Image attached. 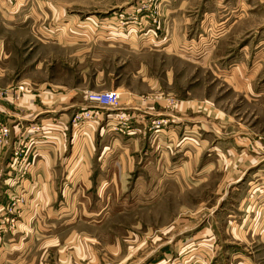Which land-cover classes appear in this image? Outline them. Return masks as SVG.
I'll return each mask as SVG.
<instances>
[{
    "label": "rangeland",
    "instance_id": "1",
    "mask_svg": "<svg viewBox=\"0 0 264 264\" xmlns=\"http://www.w3.org/2000/svg\"><path fill=\"white\" fill-rule=\"evenodd\" d=\"M27 1H20V10ZM164 1L61 0V5L47 6V13L54 16L30 25L34 31L42 25L51 34L47 35L51 41L46 59L47 87L87 101L89 91L137 84L146 103H157L158 98L165 101L168 113L152 119V130L172 125L181 102H198L203 88L198 74L203 70L198 62L165 50L170 46L171 51L178 39L172 38L169 25L163 22ZM30 8L34 12L42 9L37 5ZM179 24L181 29L182 22ZM191 26L192 33L196 29L193 23ZM230 37L233 47H229L234 51L248 38L246 33ZM37 51L32 48L30 55L35 62L40 57ZM32 73L36 78L39 75L37 69ZM207 77L214 83L215 72L209 66ZM148 79L158 83L159 91L147 87ZM32 82L11 89L22 94L35 88ZM89 102L74 113L84 112L86 118L94 120L102 109ZM260 106L226 86L219 85L216 94L214 84L208 82L206 116L189 113L185 121L190 131L176 135L168 160L158 167L136 166L121 197L110 199L109 212L99 215L82 209L85 201L89 208L98 210L100 198L75 199L72 214L64 216L75 225L66 227L60 236L64 240L73 231L84 245L83 254L73 264H264V109ZM119 107L120 102L112 108ZM121 107L127 123L147 113L146 108ZM120 118L124 119L123 114ZM8 129L0 142L10 136ZM23 148V143L17 147L20 155ZM196 151L198 162L189 172L185 157L191 159ZM185 173L189 180L183 178ZM151 175L159 181L151 180ZM19 177L6 186L10 194L0 207V264H62L57 252L61 246L42 245L36 234L35 245L13 246L12 240L21 243L31 237L22 229L26 199L17 192L23 190ZM92 217L96 228L90 225Z\"/></svg>",
    "mask_w": 264,
    "mask_h": 264
},
{
    "label": "crops",
    "instance_id": "2",
    "mask_svg": "<svg viewBox=\"0 0 264 264\" xmlns=\"http://www.w3.org/2000/svg\"><path fill=\"white\" fill-rule=\"evenodd\" d=\"M20 1L0 0V121L10 128L8 139L0 142V186L3 184L0 207H4L10 194L6 186L21 175L18 182H22L23 190L17 192L21 193L20 198L26 199L22 229L30 232L31 237L21 238V243L11 239L13 246L35 245L36 234L41 237L38 239H42V245L61 246L57 252L62 264H73L83 254L84 245L73 231L64 240L60 236L66 227L75 225L64 217L72 214L75 199L100 198L98 210L89 208L85 201L81 203L82 209L99 215L109 212L110 199L121 197L136 166L158 167L168 160L176 135L190 131L185 121L189 113L206 116L208 82L214 84L216 94L219 85L226 86L264 109V0L164 1L167 9L163 22L169 25L172 38L179 40H175L171 51L170 46L165 50L198 62L199 69L203 70L198 74L203 88L200 87L198 102H181L172 125L165 126L161 132L152 130L155 127L152 119L168 113L164 100L158 98L157 103H146L137 84L115 88L120 93V107L146 108L143 110L147 113L136 116L133 121L127 123L126 113L120 110L122 107L104 108L93 103L102 109V113L92 117L94 120L86 118L84 112L74 113L90 102L47 87L46 59L51 42L47 35L51 34L42 25L36 31L30 29L31 22H46L47 16H54L52 12L47 13V6L62 2L28 0L20 10ZM32 5L41 7V11L34 12ZM179 22H182L181 29ZM191 23L196 29L192 33ZM56 33L62 34L61 30ZM244 33L248 38L234 51L228 39L230 36L239 38ZM34 47L40 55L36 62L30 56ZM208 66L215 72L214 83L207 80ZM36 69L37 78L32 73ZM30 81L34 82L32 90L28 88L21 94L11 89ZM147 82V87L159 91L156 81L148 79ZM79 101L81 105L77 107ZM205 124L202 121L203 127ZM198 125L201 128V119ZM21 143L24 148L20 155L17 147ZM196 154L197 151L191 159L185 157L189 172L197 165L199 156L197 158ZM188 176L185 173L183 178L189 180ZM151 180L159 181L153 175ZM262 208L264 212V202ZM90 220L91 224H87L96 228L94 218ZM67 245L71 246L70 250ZM87 253L88 250L85 257Z\"/></svg>",
    "mask_w": 264,
    "mask_h": 264
},
{
    "label": "built area",
    "instance_id": "3",
    "mask_svg": "<svg viewBox=\"0 0 264 264\" xmlns=\"http://www.w3.org/2000/svg\"><path fill=\"white\" fill-rule=\"evenodd\" d=\"M89 101L105 107H116L120 102V93L117 90L109 91H89L87 93ZM9 129L6 125L0 123V138L8 135ZM14 218L11 219V224L14 225Z\"/></svg>",
    "mask_w": 264,
    "mask_h": 264
}]
</instances>
